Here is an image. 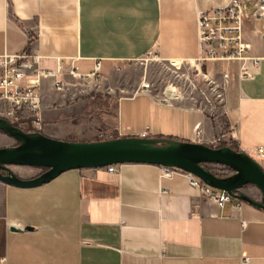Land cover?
Listing matches in <instances>:
<instances>
[{"label":"crops","instance_id":"0c3cea01","mask_svg":"<svg viewBox=\"0 0 264 264\" xmlns=\"http://www.w3.org/2000/svg\"><path fill=\"white\" fill-rule=\"evenodd\" d=\"M226 1L0 0V55L32 49L44 67L63 59L80 71L100 59L109 73L149 50L160 59L187 61L199 54L198 12ZM260 24L248 21L244 32L249 52L261 57L254 77L239 76L237 59L202 63L214 77L225 69L229 74L216 128L204 109L165 105L146 93L121 96L115 119L106 111L102 120L121 135L146 130L206 143L235 125L239 149L264 144V37L251 30ZM50 85L46 80L40 130L63 139H97L100 125L86 124L84 103L65 101ZM138 96L141 107H122L125 98ZM198 123L205 140L196 136ZM160 166L71 168L30 187L0 180V256L6 264H264L263 208L233 197L219 207L185 173L165 175ZM11 168L25 178L42 170Z\"/></svg>","mask_w":264,"mask_h":264},{"label":"built area","instance_id":"2783aa9c","mask_svg":"<svg viewBox=\"0 0 264 264\" xmlns=\"http://www.w3.org/2000/svg\"><path fill=\"white\" fill-rule=\"evenodd\" d=\"M256 19L261 21L260 27L253 25L251 30L260 37H264V0H227L224 4L211 6L198 12L196 27L199 54L194 59L180 61L178 64L188 65L190 72H187L185 78H188L192 89L199 91L200 97L209 107H214L215 103L221 107L224 106L229 74L225 69L220 72L219 77H214L201 68L205 60L237 59L239 60L240 77L251 78L258 73L261 57L249 52L251 41L244 34L246 23ZM152 53L154 52L149 50L146 55ZM153 55L159 58L155 53ZM40 58L41 55L32 49L16 54L0 55V116L11 121L18 119L21 123H26L27 128L31 130H40L42 126L41 110L46 80H51L49 89L60 93L65 101L75 102L84 97H94L102 83L108 79L107 74L102 70L100 59H96L92 69L80 71L72 61L63 59L57 60L55 68L44 67L40 64ZM115 69L118 67L116 66ZM150 88V82L142 79L133 94L146 93L159 103L169 106H176L173 101L182 98L180 91L176 88H171L175 94L172 97L165 90L161 96L155 97ZM189 98L192 105L197 103L194 95ZM195 130L196 136L200 138L199 123L196 124ZM115 133L114 136L108 134L107 138L121 135L119 129H116ZM130 134L149 136L146 130ZM238 138V129L235 125H230L226 130L220 129L211 141L228 145L237 144ZM245 152L255 159L264 160V144L258 143ZM117 165L109 164L105 167L109 171H114ZM160 167L165 175L185 173L190 184L196 187L202 195L214 200L219 207H223L227 201L232 199V196L225 190L204 183L190 172L172 166L161 165ZM0 264H6L5 256H0Z\"/></svg>","mask_w":264,"mask_h":264},{"label":"water","instance_id":"95a60500","mask_svg":"<svg viewBox=\"0 0 264 264\" xmlns=\"http://www.w3.org/2000/svg\"><path fill=\"white\" fill-rule=\"evenodd\" d=\"M0 131L17 142L0 146V180L11 185L30 187L47 182L71 168L101 167L125 162H145L180 168L204 183L228 192L264 209V167L243 150L230 145L179 139L173 136L120 135L112 138L77 140L50 136L41 130H26L0 116ZM210 163L233 169L218 175ZM30 165L42 170L33 177L17 175L11 165ZM256 186L260 199L247 195L242 188Z\"/></svg>","mask_w":264,"mask_h":264},{"label":"rangeland","instance_id":"374dc122","mask_svg":"<svg viewBox=\"0 0 264 264\" xmlns=\"http://www.w3.org/2000/svg\"><path fill=\"white\" fill-rule=\"evenodd\" d=\"M153 54L154 53L151 55H144L139 59L133 60L127 68H123L121 65H115L112 67V72L109 73L104 71V73L107 74L108 79L102 83V85L99 87V91L94 97H84L81 100L71 102L84 103L83 107L86 108L85 113L87 116H90L89 122H86L87 125H93L96 123L97 125H100L97 139L107 138L108 134H111L112 136L116 134L112 123L110 126V124L107 125L106 120H102V118L105 117L102 116V112L107 113L109 111L108 118L109 120L113 121V119H115V116H113L115 115V112L113 111L114 107L117 105L118 99L121 96L132 95L142 79L150 82V89L153 93L152 95L155 97L161 96L164 90L166 93L168 90H171L174 94L172 89H178L182 98H179L177 101H173L174 105L181 107L201 106L194 108L204 109V112L210 116L212 125L215 128L218 125L221 117V106L215 103L214 107H209L200 97L199 91L197 89L195 90L191 88L188 78H185L187 72H190L188 65L176 64V62H172L171 60L156 58ZM116 66L118 69H115ZM44 92H46V88L44 89ZM191 95H194L197 98V103L195 105L191 104V99L189 98ZM125 99L126 100L122 102V107H127L126 105H128V107H141L143 105V97L138 96L135 99ZM14 120L18 123L17 125L27 130L26 123H21V121L18 119ZM217 133L218 132H216V134ZM202 140H205L204 137H202ZM16 142L17 141L13 137L0 131V146L15 144ZM208 144L214 146L222 145L220 142L213 143L212 141L208 142ZM256 160L259 161L264 167V160ZM10 167H12V165ZM242 190L250 197L252 194L258 196L260 193V190L252 184H246Z\"/></svg>","mask_w":264,"mask_h":264},{"label":"trees","instance_id":"16d2710c","mask_svg":"<svg viewBox=\"0 0 264 264\" xmlns=\"http://www.w3.org/2000/svg\"><path fill=\"white\" fill-rule=\"evenodd\" d=\"M13 123L16 124V125L18 124L15 120L13 121ZM114 129L116 131L117 128H114ZM27 130H31V129L27 128ZM228 145H230L231 147L235 148L236 150H239V148L237 147V145L235 143H230ZM209 167L214 173H216L218 175H228V174L233 172L232 168H230L228 166H225V165H222L221 167H211L209 165Z\"/></svg>","mask_w":264,"mask_h":264},{"label":"bare ground","instance_id":"6f19581e","mask_svg":"<svg viewBox=\"0 0 264 264\" xmlns=\"http://www.w3.org/2000/svg\"><path fill=\"white\" fill-rule=\"evenodd\" d=\"M175 62H176V64H178L180 61H175ZM167 94H168L170 97L174 96V94L172 93L171 90H168Z\"/></svg>","mask_w":264,"mask_h":264},{"label":"flooded vegetation","instance_id":"af4514ba","mask_svg":"<svg viewBox=\"0 0 264 264\" xmlns=\"http://www.w3.org/2000/svg\"><path fill=\"white\" fill-rule=\"evenodd\" d=\"M261 196H262V194H261Z\"/></svg>","mask_w":264,"mask_h":264}]
</instances>
